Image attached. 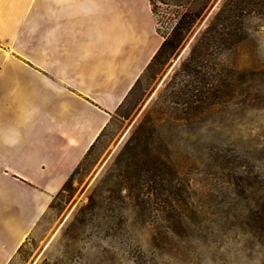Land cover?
<instances>
[{
  "label": "rangeland",
  "instance_id": "374dc122",
  "mask_svg": "<svg viewBox=\"0 0 264 264\" xmlns=\"http://www.w3.org/2000/svg\"><path fill=\"white\" fill-rule=\"evenodd\" d=\"M122 1L124 35L156 51L149 0ZM188 48L143 69L10 264H264V21L197 109L172 103ZM0 71L24 68L0 53Z\"/></svg>",
  "mask_w": 264,
  "mask_h": 264
},
{
  "label": "crops",
  "instance_id": "0c3cea01",
  "mask_svg": "<svg viewBox=\"0 0 264 264\" xmlns=\"http://www.w3.org/2000/svg\"><path fill=\"white\" fill-rule=\"evenodd\" d=\"M122 3L0 0V53L24 68L0 71V264L11 263L154 54L153 40L148 55L124 35Z\"/></svg>",
  "mask_w": 264,
  "mask_h": 264
},
{
  "label": "trees",
  "instance_id": "16d2710c",
  "mask_svg": "<svg viewBox=\"0 0 264 264\" xmlns=\"http://www.w3.org/2000/svg\"><path fill=\"white\" fill-rule=\"evenodd\" d=\"M149 3L156 18L155 31L162 40L146 67L177 57L180 48L188 43L187 55L172 76L180 83L172 103H190L195 109L203 98L217 97L223 82L222 58L245 39L248 23L264 21V0H149ZM186 95L187 102L181 103ZM193 97L198 99L192 101Z\"/></svg>",
  "mask_w": 264,
  "mask_h": 264
}]
</instances>
